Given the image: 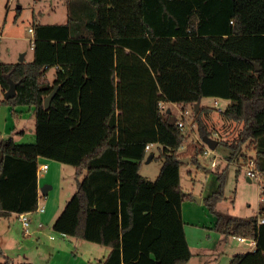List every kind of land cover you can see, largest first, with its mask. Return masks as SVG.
I'll return each instance as SVG.
<instances>
[{
    "label": "trees",
    "instance_id": "16d2710c",
    "mask_svg": "<svg viewBox=\"0 0 264 264\" xmlns=\"http://www.w3.org/2000/svg\"><path fill=\"white\" fill-rule=\"evenodd\" d=\"M67 5L65 23L34 21L32 60L0 62V104H10L14 114L18 106L33 107L36 134L34 142L0 140V214L37 209L38 164L45 157L76 170L77 188L53 228L110 247L100 264H191L183 202L192 194L181 184V159L202 167L207 140L216 139L229 150L223 152L228 160L255 158L264 177V0ZM11 81L16 95L5 98ZM205 96L231 101L223 109L202 106ZM161 101L193 107L199 139L190 140ZM215 113L232 138L214 133ZM149 143L160 144L164 159L154 180L140 172ZM244 144L254 147L252 156ZM227 169L214 172L217 187L205 204L217 231L256 241L229 264H264V206L247 217L218 208ZM0 264L34 263L15 262L0 245Z\"/></svg>",
    "mask_w": 264,
    "mask_h": 264
},
{
    "label": "rangeland",
    "instance_id": "374dc122",
    "mask_svg": "<svg viewBox=\"0 0 264 264\" xmlns=\"http://www.w3.org/2000/svg\"><path fill=\"white\" fill-rule=\"evenodd\" d=\"M67 20V0H0V62H18L24 52H27L26 60L33 58L31 48L33 32L29 28L34 27V21L65 23ZM216 100L219 102L217 106ZM230 101L226 98L205 96L201 105L223 109ZM165 103L166 107L185 121V130L190 133V140L199 139L197 127L193 122V107L188 106L186 109L189 113L183 115L184 109L181 104ZM15 111L19 114L18 110ZM22 117L13 113L10 104L1 103L0 138L1 135L3 138L11 136V130L16 126L24 128L26 134L23 140H17V142H30L31 134L27 126H30V122L34 123V118L23 120ZM220 123L218 114L212 115L210 126H213L214 133H219V137L222 138L226 133L222 132ZM13 136L18 139L24 135L16 133ZM228 136L232 138L231 134H226L225 137L228 138ZM242 147L243 152L248 156H252L255 152L252 146L247 148L244 144ZM185 148L183 146L181 150ZM213 150L212 155L208 157L204 154L202 162L205 166L202 165L199 168L188 161L189 163L185 162L180 169L181 184L186 192L192 194L191 198L183 202L185 232L194 253L191 264H229L234 254L251 250L252 243L245 240L239 244L237 236L226 234L223 235L228 239L222 241L223 248L217 249V234L221 232L215 228L216 217L209 211L204 201L205 196L217 187L215 171H220L228 165L225 198L218 203L221 211L247 217L259 215L260 206H264V177L259 173L250 181L248 180L245 168L248 159L241 156L239 161L228 160L223 152L228 153L229 150L224 146ZM161 152V146L157 143L147 151L141 163L142 175L153 180L158 176L164 161L160 156ZM151 153H154L155 157L149 160ZM186 157L190 159L189 156L183 158ZM213 157L218 161L217 167L214 166V168L211 166ZM46 160L50 166L40 171V174L45 176V178L41 176L43 181L52 179L44 184H52L53 188L46 197L42 196L39 200V204L45 207V211H35L30 215L32 219L30 235L25 233L18 213L13 212L6 216L0 214V245L7 257L14 259L15 262L29 260L34 264H99L105 250L109 249L108 246L74 236H66L53 228L55 219L77 188L76 171L71 164L48 158ZM226 160L229 163L227 165ZM238 166L241 167L239 174H237ZM39 222L43 223V227L37 226ZM51 235H54V238H51Z\"/></svg>",
    "mask_w": 264,
    "mask_h": 264
},
{
    "label": "crops",
    "instance_id": "0c3cea01",
    "mask_svg": "<svg viewBox=\"0 0 264 264\" xmlns=\"http://www.w3.org/2000/svg\"><path fill=\"white\" fill-rule=\"evenodd\" d=\"M31 48L33 49V46H32V44H31ZM25 53V57H24V60H26V55H27V52H24ZM32 56H34L33 54H32ZM33 59V58H32ZM31 59V60H32ZM26 61H28V60H26ZM30 61V60H29ZM54 73H55V67H53V68H50L49 69V71H48V73H47V77H48V79L50 80V81H52L53 79H54ZM16 110H18V112H19V114L17 113L16 114V116L17 115H20L22 118L21 119H23V120H28V119H32V118H34V113H33V107H29V106H18L17 108H16ZM30 126H27L28 128H27V130L28 131H30V134H31V136H30V142H34L35 140H36V134H35V118H34V123H32V122H30V124H29ZM11 132H12V136L14 135V134H16V133H21V134H23L24 136L23 137H18V139L16 138V141L17 140H23L24 138H25V129L24 128H17L16 126L14 127V129H12L11 130ZM17 136V135H16ZM33 137V138H32ZM1 139H3V136L1 135V138H0V140ZM155 155V154H154ZM223 158V157H222ZM47 158H45V157H40L39 158V163H41V161L43 160L44 162H46V163H48L49 164V162H47V160H46ZM216 162H217V165H218V161L216 160ZM226 165L227 164H229L228 163V161L226 160V163H225ZM50 166V165H49ZM213 168H214V166H212ZM217 167V166H216ZM76 171V170H75ZM42 175L40 174V171L38 172V188H39V200H40V196H41V188L43 187V186H45V185H48L47 183L46 184H44V182H46V181H52V179H46V181H43V178L42 177H44L45 178V176H42ZM248 180L250 181L251 179H249V177H248ZM50 185V184H49ZM53 188V186H52V184H51V187H49L48 188V191H47V193H42V195L43 196H45L46 197V195L47 194H49V192H50V190ZM36 226V225H35ZM37 230V229H36ZM65 235V234H64ZM66 236H68V235H66ZM187 236V235H186ZM211 237V236H210ZM217 237H218V242L216 243V245H217V249L218 250H220L219 248L221 247V248H223L222 247V241L223 240H227L228 238H227V236H225V235H223V233H220V234H217ZM70 238V237H69ZM237 239L239 240V244H241V243H243L244 241H242V240H240V238L239 237H237ZM252 241V240H251ZM189 242V241H188ZM248 242V241H247ZM247 244V243H246ZM61 245V244H60ZM190 245V244H189ZM252 247H253V249H254V247H255V244H251V250H252ZM190 248H191V246H190ZM213 249V248H212ZM192 250V249H191ZM209 250V249H208ZM109 252H110V247H109V249H107V250H105V254H104V256H103V258H102V260H104V258L109 254ZM193 252V251H192ZM193 256H194V253H193ZM101 260V261H102ZM26 261V260H25ZM27 261H29V260H27ZM101 263V262H100ZM99 263V264H100Z\"/></svg>",
    "mask_w": 264,
    "mask_h": 264
},
{
    "label": "built area",
    "instance_id": "2783aa9c",
    "mask_svg": "<svg viewBox=\"0 0 264 264\" xmlns=\"http://www.w3.org/2000/svg\"><path fill=\"white\" fill-rule=\"evenodd\" d=\"M29 30L34 33V29L32 27H30ZM31 44L33 46L32 39H31ZM218 103H219L218 100H216L215 101L216 106L218 105ZM159 106H160L161 109H164V110L166 109V103L165 102H162L161 101L160 104H159ZM188 113H189V110L188 109H185L184 112H183V115H186ZM179 124L181 126H185V121L182 119V120H180ZM152 145H153V143L147 144L146 145V150L147 151L150 150L151 147H152ZM213 151L214 150L211 147L207 146L206 149H205V155L208 157V156L212 155ZM247 162H248V164L245 166L247 176L250 179L253 178V177H256L259 174V171L256 168L255 158L249 157V159H248ZM216 164H217L216 163V158L214 157L211 160V166H216ZM48 167H49V164L48 163L41 162V163L38 164V172L39 171L46 170V169H48ZM42 196L43 195L41 194L40 197H42ZM35 211L44 212L45 211V207L44 206H41L40 204H38V207H37L36 210H34V211H28V212H22V213H19L18 214L19 219L22 222V225L24 227L25 233L26 234H29V235L32 233V230H31V222H32V219H31V216L30 215H32ZM259 222L260 223H263L264 222V216H262V217L259 218ZM37 226L38 227H43V223L42 222H39L37 224ZM51 238H54V235H51ZM239 238L242 241L247 240L249 243L256 244V241L255 240H252L251 241V240L245 239L244 237H239Z\"/></svg>",
    "mask_w": 264,
    "mask_h": 264
},
{
    "label": "water",
    "instance_id": "95a60500",
    "mask_svg": "<svg viewBox=\"0 0 264 264\" xmlns=\"http://www.w3.org/2000/svg\"><path fill=\"white\" fill-rule=\"evenodd\" d=\"M24 57H25V53H23L21 55L19 61H23L24 60ZM57 90H58V86H55L53 88V90L48 95L45 96V98H44V105H45L46 108H49L51 105H53L52 104V99H53L55 93L57 92ZM15 95H16V84L13 81H11L10 87L6 90V92L4 94V97L5 98H11V97H14ZM194 108H195V113H198L199 108H200V103L197 102L194 105ZM170 110L171 109L168 108V111H170ZM207 142H208V144L210 145V147L212 149H215L217 147V145H218V140H216V139H208ZM153 155H154V153H151L149 155L148 159L149 160L152 159L153 158ZM181 160L184 161V162H188L189 161L188 157L182 158ZM49 187H51V185H49V184L43 186L41 188V192L42 193H47ZM198 200L200 201V199H198Z\"/></svg>",
    "mask_w": 264,
    "mask_h": 264
}]
</instances>
